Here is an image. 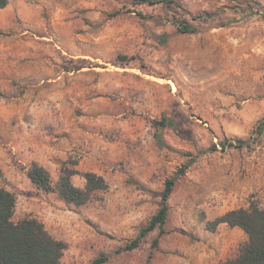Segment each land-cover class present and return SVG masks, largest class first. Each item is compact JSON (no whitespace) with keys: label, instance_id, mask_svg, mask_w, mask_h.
Segmentation results:
<instances>
[{"label":"rangeland","instance_id":"374dc122","mask_svg":"<svg viewBox=\"0 0 264 264\" xmlns=\"http://www.w3.org/2000/svg\"><path fill=\"white\" fill-rule=\"evenodd\" d=\"M9 2L0 9L3 50L47 79L20 92L61 115L62 135L73 141L74 156L51 174L54 186L63 167L87 172L82 164L110 185L77 207L3 173L0 189L17 196L14 221L43 222L67 244L62 264H92L102 253L105 264L237 258L246 232L228 224L212 232L207 223L264 208V0ZM185 23L196 31L181 33ZM164 116L173 124L163 129L162 148L154 135ZM227 138L247 145L224 148ZM183 167L164 232L116 253L159 211L167 180ZM73 183L86 185L80 175Z\"/></svg>","mask_w":264,"mask_h":264},{"label":"trees","instance_id":"16d2710c","mask_svg":"<svg viewBox=\"0 0 264 264\" xmlns=\"http://www.w3.org/2000/svg\"><path fill=\"white\" fill-rule=\"evenodd\" d=\"M172 1V0H171ZM9 0H0V8H6ZM212 17L214 14H205ZM181 33H194L196 31L188 23L180 27ZM173 122L167 117L157 123L159 128L155 132V139L162 148L167 146L163 129ZM247 145L242 139L227 140L222 144L224 148H241ZM186 173V167L181 168L174 177L167 180L162 193V204L159 211L143 227L138 237L116 253L133 251L139 248L144 239L151 232L166 224L169 212L168 201L178 182ZM82 176L86 185L79 188L74 185L73 177ZM4 176L0 170V179ZM31 182L45 193H58L59 197L67 204L81 207L92 201L101 193L109 190L110 185L106 178L96 172H81L79 170L63 167L60 179L55 187L48 170L37 163H33L28 170ZM17 208V196L6 188L0 189V264H62L67 244L55 238L46 229L43 222L36 217H26L18 222L14 221ZM221 224H228L232 228H240L249 236V242L243 247L240 255L220 264H264V208L251 205L248 209L233 210L214 221L207 223V229L215 232ZM159 240L154 241V248ZM110 256L102 253L92 264H105Z\"/></svg>","mask_w":264,"mask_h":264},{"label":"crops","instance_id":"0c3cea01","mask_svg":"<svg viewBox=\"0 0 264 264\" xmlns=\"http://www.w3.org/2000/svg\"><path fill=\"white\" fill-rule=\"evenodd\" d=\"M13 57L16 53L4 51L0 43V169L7 180L21 185V177L30 180L28 170L33 163L54 174L74 151L72 138L62 135V116L48 112L39 98L32 103L28 90L20 92L32 85L43 87L45 74L32 73ZM78 168L103 173L83 164Z\"/></svg>","mask_w":264,"mask_h":264}]
</instances>
